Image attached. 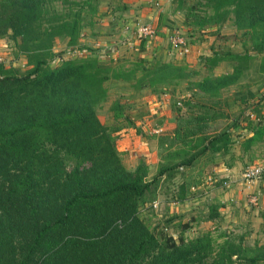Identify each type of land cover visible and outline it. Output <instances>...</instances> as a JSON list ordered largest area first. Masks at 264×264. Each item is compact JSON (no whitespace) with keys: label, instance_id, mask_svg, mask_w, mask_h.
<instances>
[{"label":"trees","instance_id":"16d2710c","mask_svg":"<svg viewBox=\"0 0 264 264\" xmlns=\"http://www.w3.org/2000/svg\"><path fill=\"white\" fill-rule=\"evenodd\" d=\"M112 1L0 0V39L13 44L26 67L0 61V264H264V246L218 241L209 231L175 239L151 231L140 217L146 192L161 177L230 152L229 130L208 135L206 129L222 116L211 113L222 92L264 54V0H173L190 30L229 21L252 51L201 57L208 75L190 83L186 117L177 118L171 136L159 139V171L150 183L147 165L128 169L116 148L113 132L133 126L130 105L123 97L112 101L114 130L100 121L97 109L114 82L130 83L133 97L142 98L144 91L160 94L179 85L187 66L161 59L149 64L142 57L114 60L98 48L74 55L87 49L82 41L89 34L99 35L94 31L105 17L99 8ZM121 6L108 14L125 12L126 4ZM57 41L66 42L67 58L54 51ZM146 42L141 39L142 49ZM230 62V72L213 75ZM193 98L196 105L207 103L204 111L194 113ZM251 124V135L241 142L244 157L264 143V125ZM186 195L183 184L177 198Z\"/></svg>","mask_w":264,"mask_h":264},{"label":"rangeland","instance_id":"374dc122","mask_svg":"<svg viewBox=\"0 0 264 264\" xmlns=\"http://www.w3.org/2000/svg\"><path fill=\"white\" fill-rule=\"evenodd\" d=\"M108 2L99 8V13L105 17L100 19V24L94 31H102V35L89 34L82 41L87 49L82 48L74 55L86 56L98 48L114 60L119 58L136 61L142 57L149 64L153 63V60L161 59L187 66L185 79L179 85L160 94L144 91L142 98L133 97L130 83L114 82V85H109L111 96L108 101L97 109L100 121L114 130L117 125L113 124L109 111L112 101L116 97H123L127 101L126 104L130 105L127 106L126 112L133 126L113 132L116 148L128 169L133 170L140 162L147 165L146 180L150 183L159 171V139L162 136H171L177 118L186 117L184 113L189 109L186 104L192 96L190 83L208 75L201 57L209 56L214 51L237 54L245 49H252L250 43L235 32L229 21L221 26H210L200 31L190 30L184 24V13L174 12L173 0H113L110 5ZM123 3L127 6L125 12L108 14L110 9L122 7ZM108 15L114 18L111 19ZM124 24L131 27L126 35L123 33V30H126ZM137 24L150 25L156 32L154 37L145 38L147 42L144 49L140 47L143 37L134 30ZM165 27L168 30L167 35L178 34L184 38L188 45L187 53L172 51V38L168 40L165 32L161 31ZM232 36L236 37L226 39ZM159 39L162 41L158 42ZM158 43H161L159 48ZM54 51L60 56L64 54L61 59L68 57L65 55L68 51L65 41H57ZM15 55L13 44L0 39V59L7 66L25 70L24 59ZM61 59L54 65L61 62ZM262 63L264 54L254 59L250 70L238 84L222 92V103L212 107L211 113L217 112L222 116L213 122L208 121L206 132L209 135L223 128L229 130L233 141L230 152L224 156L216 154L212 159L202 158L191 169L179 168L170 179L161 177L159 184L153 185L146 192L140 217L151 231L170 235L175 239L182 236L187 240L209 231L218 241L227 239L241 242L244 247L264 246V197L259 184H255L264 177L254 182H245L242 177L247 167L264 165V143L250 148H263L255 151L252 159L251 150L247 157H244L241 149L243 139L251 135L250 128L247 129L249 123H252L250 127L264 125ZM233 65L232 62L222 63L212 73L216 76L228 73ZM177 101L182 105L180 110L174 105ZM198 103L197 99L193 98L190 106ZM206 104L203 102L191 109L198 114L204 111L201 107ZM183 184L187 195L185 200L180 201L178 198Z\"/></svg>","mask_w":264,"mask_h":264},{"label":"built area","instance_id":"2783aa9c","mask_svg":"<svg viewBox=\"0 0 264 264\" xmlns=\"http://www.w3.org/2000/svg\"><path fill=\"white\" fill-rule=\"evenodd\" d=\"M135 31L141 35L144 39L152 38L156 34L155 30L150 25H135ZM172 38V39H171ZM172 51H178L182 53L188 52L187 42L180 35L175 34L170 37ZM2 59H0L1 61ZM243 180L245 182H254L264 177V165L259 167H247L242 173Z\"/></svg>","mask_w":264,"mask_h":264},{"label":"crops","instance_id":"0c3cea01","mask_svg":"<svg viewBox=\"0 0 264 264\" xmlns=\"http://www.w3.org/2000/svg\"><path fill=\"white\" fill-rule=\"evenodd\" d=\"M112 19V18H111ZM126 24V23H125ZM124 24V25H125ZM126 27V30L124 29L123 30V33L126 35V33L127 32H129V29L131 28V27H129L128 25H125L124 26V28ZM134 30H135V28H134ZM161 31H163V32H165V36L166 37H168V40L170 39V36H172L171 34H166L167 33V28L165 27V28H162V30ZM102 32V31H101ZM101 32L99 33V35L101 34ZM103 33V32H102ZM110 33V32H109ZM98 35V36H99ZM102 35V34H101ZM87 38V37H86ZM163 39V38H162ZM162 39H159V41L158 42H160V40L162 41ZM167 40V41H168ZM158 45V47L157 48H159L160 47V45H161V43H158L157 44ZM169 46V45H168ZM156 48V49H157ZM115 50V49H114ZM156 51V50H155ZM262 146H264V145H262ZM256 147H259L258 149H256ZM254 149H250L251 150V152H250V159H252V157L254 156V154H255V151H257V150H262L263 148L262 147H260V146H256ZM255 184H259V186H260V191H261V194H262V197H264V179H262V180H260V181H257Z\"/></svg>","mask_w":264,"mask_h":264}]
</instances>
